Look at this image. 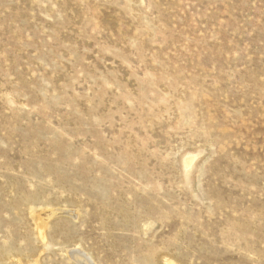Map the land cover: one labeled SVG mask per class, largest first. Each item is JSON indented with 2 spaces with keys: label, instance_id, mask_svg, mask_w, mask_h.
<instances>
[{
  "label": "rangeland",
  "instance_id": "obj_1",
  "mask_svg": "<svg viewBox=\"0 0 264 264\" xmlns=\"http://www.w3.org/2000/svg\"><path fill=\"white\" fill-rule=\"evenodd\" d=\"M81 259L264 264V0H0V264Z\"/></svg>",
  "mask_w": 264,
  "mask_h": 264
},
{
  "label": "bare ground",
  "instance_id": "obj_2",
  "mask_svg": "<svg viewBox=\"0 0 264 264\" xmlns=\"http://www.w3.org/2000/svg\"><path fill=\"white\" fill-rule=\"evenodd\" d=\"M51 213V212H50ZM58 213V212H57ZM47 214H49V213H47ZM46 213H44V215L47 217L48 215H47ZM43 215V214H42ZM43 215V216H44ZM49 215H51V214H49ZM51 217H52V215H51ZM48 219V218H47ZM44 220V219H43ZM46 221H48V220H46ZM44 222V221H43ZM41 224H42V221H41ZM42 225H44V224H42ZM41 227V226H40ZM45 232H46V230H45ZM242 233V232H241ZM240 233V234H241ZM245 233V232H244ZM43 234V233H42ZM44 235V234H43ZM247 235V234H246ZM250 235V234H249ZM248 235V236H249ZM244 237H245V235H244ZM45 238V237H44ZM43 239V238H42ZM72 253V252H71ZM80 259V258H79ZM83 261V262H82ZM79 262V261H78ZM167 263V262H166ZM81 264H86L85 262H84V260L83 259H81Z\"/></svg>",
  "mask_w": 264,
  "mask_h": 264
}]
</instances>
